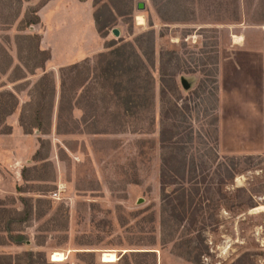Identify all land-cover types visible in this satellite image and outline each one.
Segmentation results:
<instances>
[{
	"label": "rangeland",
	"instance_id": "obj_1",
	"mask_svg": "<svg viewBox=\"0 0 264 264\" xmlns=\"http://www.w3.org/2000/svg\"><path fill=\"white\" fill-rule=\"evenodd\" d=\"M46 1L0 0V264L21 262L25 254L37 264H195L177 254L176 244L188 237L185 223L160 215L163 72L164 84L175 75L187 105L176 116L182 137L190 129L201 137L194 133L187 151L203 155L207 182L216 183L223 166L236 171L220 187L223 196L212 190L219 206L194 228L208 247L199 264H264V0H91L99 47L72 62L52 59L48 47L39 42L40 52L35 40L22 37L41 34L39 26L18 30ZM148 31L154 34V107L124 114L102 87L101 54ZM73 63L78 67L64 72L61 94V72ZM45 72L55 95L50 127L40 132L22 112L37 100L35 84ZM6 92L17 100L9 114L14 101ZM24 197L32 213L21 222L13 215L21 213ZM190 238L192 244L200 239L196 232Z\"/></svg>",
	"mask_w": 264,
	"mask_h": 264
},
{
	"label": "trees",
	"instance_id": "obj_2",
	"mask_svg": "<svg viewBox=\"0 0 264 264\" xmlns=\"http://www.w3.org/2000/svg\"><path fill=\"white\" fill-rule=\"evenodd\" d=\"M154 1V0H153ZM32 16H28V13L19 22L18 30H25L29 25H35L39 23V17L37 10L29 11ZM161 18L164 21H169L170 18H166L160 10ZM95 22L97 21L94 16ZM179 21V20H176ZM105 25L103 26V28ZM98 30V29H97ZM101 30L99 28L98 32ZM23 38L35 40V45L38 50L40 35L37 34H25ZM111 46V45H110ZM109 45L107 47H110ZM41 52V50H40ZM49 55V54H48ZM48 55L45 60L48 59ZM154 34L153 31L141 33L132 42H124L108 49L101 54L102 61L100 66V72L102 74V87L111 92V96L116 98L120 108H122L124 114L129 113L131 115H137L149 111V107H154V76L153 68L155 66L154 60ZM162 57L159 60L160 70L163 71ZM42 67V65H39ZM78 67L77 63H73L68 66L65 71L60 75V91L61 94L65 93L66 78L64 72H73ZM68 77V76H67ZM166 75L160 73V103H159V136L161 142V167H160V183L162 186L161 200L162 205L160 209L161 218L169 217L175 218L176 222L188 224L189 227L183 225V230L188 236L183 241H179L176 245L179 251L178 255L184 257L186 260L199 264V258L208 247L203 244L200 236V229H194L196 224L204 219L207 214L211 215L209 210L216 208L217 202L212 198L213 189L218 196L221 194V186L230 183L233 180V176L236 171L233 168L223 166V173L217 172V182H207V175L205 174V168L202 167L203 155H195L196 157L188 154L189 147L187 145H193L195 138L193 136L196 133L193 129L186 132L185 137H182V131L179 130L180 125L176 124V116L181 115V111L187 109V105H182L181 98L177 95L178 86L175 82V75H170L168 84H164ZM35 92L37 94L36 101L28 104L23 112L22 117L28 119L26 125L33 127V129L40 132H45L50 126V114L53 108V98L55 95V83L53 77L49 73H43L35 84ZM14 102L11 104L10 110L7 114L11 113L17 106V100L15 95L11 92L2 93ZM180 100V102H179ZM52 101V102H51ZM10 111V112H9ZM25 114V115H24ZM21 117V122L23 119ZM150 124H153L155 120V113L150 118ZM173 120L170 125V121ZM216 116L214 121H216ZM200 137L199 134L196 133ZM197 137V138H199ZM186 138V140H184ZM201 139V137L199 138ZM217 131L215 128V135L213 136L212 156L214 160H218L219 154L217 150ZM189 159V160H188ZM226 159V158H224ZM174 162L177 164V168L174 169L170 164ZM189 162V163H188ZM200 164V166H198ZM217 165V164H216ZM234 167V166H232ZM24 172L26 168L22 169V176L24 178ZM203 175V176H202ZM25 180V178H24ZM203 184L204 188L201 190L200 185ZM170 185L173 187L169 191ZM189 185V187H186ZM214 185V186H213ZM216 186V187H215ZM19 192H21L19 190ZM205 194L207 204L202 205V199ZM220 192V194H219ZM223 199V198H221ZM23 209L20 214L16 213L13 217L20 215L21 222L26 221L32 213V206L29 204L27 198H21ZM215 202V203H214ZM170 208L168 211L167 208ZM205 209H204V208ZM6 211V210H4ZM13 212V211H11ZM7 211V214H12ZM11 217V215H8ZM206 218V217H205ZM211 218V217H209ZM201 219V220H200ZM161 227L166 223L164 219H161ZM202 222V221H201ZM166 225V224H165ZM169 226V225H167ZM8 229H11V223L8 225ZM178 229V227H176ZM191 232H196L199 236L198 244H192V238H190ZM23 256H30V258L22 257L21 262H6L2 264H37L32 258V254H25Z\"/></svg>",
	"mask_w": 264,
	"mask_h": 264
},
{
	"label": "crops",
	"instance_id": "obj_3",
	"mask_svg": "<svg viewBox=\"0 0 264 264\" xmlns=\"http://www.w3.org/2000/svg\"><path fill=\"white\" fill-rule=\"evenodd\" d=\"M92 8L91 0H49L43 3L37 10L39 23L33 25V28L39 26L42 30L39 34L41 49L48 47L52 59L64 58L66 62L78 60L81 55L97 50L99 36L91 25ZM70 54L72 57H69ZM240 55L245 66V55ZM232 74L234 76V72ZM244 97L243 91L242 100Z\"/></svg>",
	"mask_w": 264,
	"mask_h": 264
},
{
	"label": "water",
	"instance_id": "obj_4",
	"mask_svg": "<svg viewBox=\"0 0 264 264\" xmlns=\"http://www.w3.org/2000/svg\"><path fill=\"white\" fill-rule=\"evenodd\" d=\"M137 8L138 9H142L143 8V4L142 2H138L137 3ZM112 33L115 35V36H118L119 35V31L117 29H113L112 30ZM181 85L183 88H188L189 87V84L187 83V81L184 79V78H181Z\"/></svg>",
	"mask_w": 264,
	"mask_h": 264
},
{
	"label": "bare ground",
	"instance_id": "obj_5",
	"mask_svg": "<svg viewBox=\"0 0 264 264\" xmlns=\"http://www.w3.org/2000/svg\"><path fill=\"white\" fill-rule=\"evenodd\" d=\"M137 19L140 21V20H141V17H139V16H138V18H137Z\"/></svg>",
	"mask_w": 264,
	"mask_h": 264
}]
</instances>
